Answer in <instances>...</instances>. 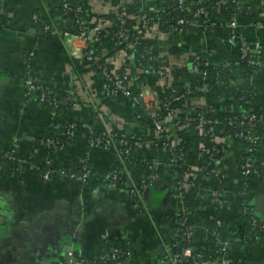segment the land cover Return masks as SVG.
<instances>
[{
    "label": "crops",
    "instance_id": "crops-1",
    "mask_svg": "<svg viewBox=\"0 0 264 264\" xmlns=\"http://www.w3.org/2000/svg\"><path fill=\"white\" fill-rule=\"evenodd\" d=\"M63 1L0 0L3 20L0 28V158L5 156L8 160L0 164V264H60L59 258L71 262L69 258L73 252L77 259L102 262L112 247L124 249V259L120 258L123 264H162L174 242L167 219L174 212L177 196L165 151L140 142L132 153L129 152L130 159L126 161L124 155L117 152L87 145L86 138L81 135L69 143L63 142L60 138L65 136L51 127L52 123L64 126L71 121L103 134L109 130V121L117 120L145 135H154L147 117L140 109L136 110L131 100L106 97L101 74L70 57L60 35L43 29V21L58 31L76 29L71 17L60 15ZM82 1L88 7L86 15L89 17L85 15V18L92 25L98 22L102 12L108 13V8L119 0ZM161 1L148 0L147 5L159 7ZM125 3L130 13L144 5L140 0H126ZM226 10H214L218 27L209 33H200L197 23L193 22L177 37L175 44L161 41L156 42L154 48L163 43L165 51L161 55L168 53L170 62L182 66L185 63L180 58L182 49L209 51V63L224 66L221 77L235 81L230 88L251 99L264 139V0H238L231 16ZM232 18L237 24L235 31L239 43L249 47L257 44L261 50L259 57L251 53L262 67L255 73H245L238 67L237 45L227 42L230 30L227 25ZM102 46L107 51V37ZM206 76L209 77L208 73ZM28 77L37 78L46 86L52 94L51 100L40 103L37 93L26 96ZM158 84L149 82L144 89L150 102L157 99L155 88ZM135 85L133 93L138 95L139 84ZM68 92L74 104L58 107ZM205 102L203 97L191 100L195 105ZM234 114L240 113L234 109ZM176 138L186 145L190 164L184 188L188 192L192 183H197L204 197L203 209H208L213 184L197 172L208 140L195 125L178 130ZM57 143L60 149L54 148ZM242 148V145L229 147L225 155L226 191L222 199L230 203L234 211L243 182L234 169L235 152L241 154ZM84 154L91 168V178L85 184L56 175L49 180L40 178L41 171L47 167L72 171L74 167L70 166V161ZM254 158L256 164L264 168V144L257 149ZM116 167H121L126 181L123 183L119 177L111 187L108 179ZM154 174L155 179L162 181L150 188L140 207H135L129 195L131 185ZM247 185V200L256 218L261 219L264 216V179L252 176ZM147 202L151 203L149 209L144 207ZM232 215L233 212L224 213L222 221L227 224ZM244 224L240 221L238 227L242 229ZM249 235L230 247L232 264H264V230L256 227ZM201 236L202 229L196 228L191 244H197Z\"/></svg>",
    "mask_w": 264,
    "mask_h": 264
},
{
    "label": "built area",
    "instance_id": "built-area-1",
    "mask_svg": "<svg viewBox=\"0 0 264 264\" xmlns=\"http://www.w3.org/2000/svg\"><path fill=\"white\" fill-rule=\"evenodd\" d=\"M80 1V0H79ZM82 1V0H81ZM126 0H119L116 5H112L108 8V12L112 15H117L118 19V30L111 32L110 26L107 24H100L95 22L92 25L85 18L84 12L86 10V4L83 2L82 5L74 6V8L69 4L68 0H64L60 6V15L61 17H71L74 20L76 29L67 30V31H58L54 26L50 25L48 22L43 21V29L46 32L52 34H58L62 38L65 49L68 55L74 59L81 60L84 63L86 68L97 71L101 74L104 85V95L108 98H125L131 100V102L139 108L144 115L147 117L150 126L152 128L153 134L152 138L159 140L161 138V133H164L165 139L168 143H165V146H159V142H156L154 146L167 148L166 151L169 152L170 156L166 159L167 164L171 168V181L173 186L177 190L176 203L174 211L183 215V219L180 222L182 229L178 235V231L173 232V246L176 247L179 244L178 239H182L187 242V245L180 248L178 252L171 251L165 259V262L162 264H232L229 256V249L232 245H237L241 243L246 237L250 236L249 234L253 233V229L257 227V230H264V219L256 218L254 215L249 201L247 200L248 191L244 187L248 184L249 179L253 176L264 179V168L256 164L254 158V152L256 153L257 149L261 145V141L254 143L253 139L255 135L251 132L235 133L234 135L238 138L245 141L241 143L242 152L241 155L245 156V159L241 163L235 162L234 169L241 175L243 182L241 184V191H238L237 197L239 198V203L236 207V211L232 208L230 203L224 201L222 196L224 195V175L227 165L225 163L226 150H221L219 147L221 144L228 145V137H223V135L218 130L219 119L216 118L212 122V126L205 127L207 123V117L209 111H214V108H209L202 110L197 114V122L191 124L190 121H185L183 126L175 121H177L180 113L176 110L167 109L166 114L162 117L158 115L159 111V102L158 99L151 101L146 98L147 93L144 89L147 87L148 79H156L155 83H160L164 80L165 73L171 72L175 65L170 62L168 53H164L162 56L161 52L165 51V46L163 43L156 49L154 44L156 42H166L168 40H177V37L182 33V29L177 28L176 35L170 36L161 33L158 21L163 19L169 23H174L175 25H190L191 23H197L198 30L203 35L209 33L213 29L218 27V23L215 18L212 20L209 18L208 12L204 7L200 5L202 0H173L172 4H176V8L180 11L186 13L185 16L191 17L193 20L190 22V18L186 19L184 17H179L175 19L174 22H171L167 15V8L172 6L168 2L170 0H162L159 7L147 5L148 0H140L142 7L138 11L130 13L126 9ZM130 1H139V0H128ZM238 0H217L215 3V8L213 10H219L221 8L227 9L231 7L232 11L235 8ZM85 5V6H84ZM115 10H118L116 12ZM82 14L78 18H74L73 15ZM34 18H37L34 16ZM135 19L138 21L133 25L127 24V19ZM3 25L2 16L0 13V28ZM229 27V34L227 42L232 46L237 45L235 48L237 56L236 60L242 59L243 57L249 58V64L254 67V73L260 69L261 63L257 58L253 57L251 53H255L257 57L261 54V50L258 45H252L249 47L246 43H239L237 41L236 34V22L230 20L227 25ZM186 27V28H187ZM173 30V28L171 29ZM104 37L108 38L109 42L113 40V54L112 56L108 55V51H105L102 46ZM163 38V39H162ZM103 40V41H102ZM150 44V46L143 47V53L140 55L141 61H136L135 53L138 45L141 44ZM193 52V53H192ZM206 53V59L200 61L199 53ZM180 58L185 61L184 66V76L198 77L204 81L206 76V71L203 69L207 65H210L207 57L210 56V52L206 49L199 50L196 48H187L181 50ZM191 57L193 61L191 60ZM115 59L117 63L115 64ZM109 65L114 66L110 68ZM212 65V64H211ZM227 65V64H226ZM165 72V73H164ZM186 80V78H184ZM183 79V80H184ZM184 80V81H185ZM223 79L217 78L218 83H222ZM135 83L139 84L140 92L138 95H134L133 90ZM219 86V85H218ZM215 88V87H214ZM213 88V89H214ZM203 90V88L201 89ZM37 93V100L40 103L48 102V95L51 94L48 90L43 88L37 78L28 77L25 80V95H33ZM52 95V94H51ZM181 97L178 94H170L171 101L178 100ZM64 101L67 104H74L75 100L70 92L67 95H64ZM183 106H186L184 104ZM211 105H207V108ZM234 111V108H233ZM239 111V110H238ZM240 113V117H243L242 121L238 122V126L253 127L256 122V115ZM238 116V115H235ZM174 127L175 132L169 131V127ZM190 125H195L202 130L203 135L208 140V145L204 147L203 150V165L198 169V174L210 180L213 184V188L210 193L209 208L200 207L199 210L195 213L190 211L192 204L188 207L184 201H186L187 193L184 188V180L186 178L187 172L190 168H185L183 174H179L177 168L179 167L180 153L177 152L175 155V145L179 143L178 138H176V132L183 127H188ZM51 127L53 129H59L61 133L67 139H72L76 136V125L72 122L68 123L65 126L66 130L64 133L62 129L64 126H61L56 123H52ZM167 133V134H166ZM105 134L103 139L96 138L94 145L102 146L105 149H113L114 140L109 134V130ZM54 145L55 149H60L61 145ZM249 144V145H248ZM257 144V145H256ZM253 146V147H252ZM162 148V149H163ZM116 150V149H115ZM122 156V153L119 150H116ZM125 154H128V150L125 151ZM80 169L79 173L66 170H53L50 167H47L45 170L41 171L40 178L42 180H49L53 176L66 177L78 181L82 184H85L87 180L91 178V168L88 165L87 154H84L82 157H79ZM47 165L50 166V162H47ZM151 165H149L150 167ZM55 176V177H56ZM156 175H149L147 178L152 181L155 179ZM119 178L116 170H113L110 179L108 181L111 187L114 185V181ZM184 179V180H183ZM128 184V183H126ZM148 187L146 182L142 180L140 183L131 185L129 190V195L131 198H136L135 207H140V203L143 200L144 189ZM192 195H202V190L200 189L197 183H192L191 185ZM179 200V201H178ZM223 200V201H222ZM151 205L150 202L145 203L147 209ZM180 205V206H179ZM207 210L206 214L203 215L202 212ZM233 212V215L229 218V222L225 224L222 220L224 213ZM201 213V215L199 214ZM244 222L242 229L238 227V222ZM200 224V225H199ZM196 228L202 229V236L199 239L197 244H191L193 239V234ZM247 232H244V231ZM211 235L212 240H208V235ZM227 235L226 236H224ZM177 238V239H176ZM209 243L216 245V256L209 262L203 261V255L200 253V249L204 248ZM124 250V249H123ZM121 247H112L109 255H104L105 264H123L120 260L122 255H125V252ZM75 264H94L86 259H77Z\"/></svg>",
    "mask_w": 264,
    "mask_h": 264
},
{
    "label": "trees",
    "instance_id": "trees-1",
    "mask_svg": "<svg viewBox=\"0 0 264 264\" xmlns=\"http://www.w3.org/2000/svg\"><path fill=\"white\" fill-rule=\"evenodd\" d=\"M216 1L217 0H202L200 2V5L205 8V10L208 12L209 18L212 20L215 17L213 9L215 8ZM68 2L73 8H74V6L83 4V1H81V0L80 1L79 0H68ZM173 2H175V1L170 0L168 2L169 4L172 5L171 7L169 6L167 8L168 19L171 22H174L175 19H177L179 17H184L186 19L190 18V22H191L193 19L191 17L185 16L186 13L184 11H180L179 9H177L176 4H172ZM85 8H86V10L84 12V15H86V12L88 11V7L85 6ZM59 9H60V7H59ZM115 11L118 12V10H115ZM226 13L230 16L232 15L231 7L227 8ZM80 15H82V14H76L73 16H74V18H78ZM86 17H89V16L86 15ZM136 21H138L137 18H135V19L130 18V19H127V24L133 25V24H135ZM98 22L100 24L109 25L110 30H111V32H113V34L119 28L117 15H112L110 12H108V13L102 12L101 15H99ZM158 26H159V29H160L161 33L163 34V36H165V35L166 36L167 35H170V36L176 35V32H174V31H176L177 28H179V29L181 28L184 31L187 27V25L179 26V25H175L174 23L172 24V23H169L167 21H164L163 19H159ZM172 28H173V30H171ZM237 41H239L238 38H237ZM145 46L146 47L150 46V44L148 43L147 45H145V44L138 45L136 53H135L136 61L142 62L140 55L143 53V47H145ZM113 48H114L113 40H111L109 42V47L107 48L109 56H112ZM198 56H199L200 61H203L206 59V53H204V52H200ZM191 60L193 61L192 57H191ZM114 61H115V64L118 62L117 59H115ZM142 63L144 64L145 61ZM237 64H238V67L243 72L248 73V74L254 73V67H252V65L249 64V58L248 57H243L242 59H238ZM181 66L182 65H175L174 69L171 72H166V73L164 72L165 73L164 80L162 82H160L159 83L160 85L158 84V86H156V88H155V91L157 94V99L159 102L158 115L160 117H162L166 114V111L168 108L171 110H176L180 113V115H179L177 121H175V122H177V124L179 123L180 126H183L185 121H187V119H188V121L191 122V124L196 123L198 120L197 114H199V112H201L202 110L214 108V111H209V115L207 117L208 120H207L205 127L208 128V127L212 126V122L216 118L219 119L220 123L218 126V130L223 135V137H228V145L226 146L224 144H221L219 149L227 150L229 147L235 148L237 145H239L241 143H245L244 140H242V139H240L234 135L235 133H240V132H243L244 134L246 132H251L255 135V137L253 139L254 143L257 142V144H258V142L261 141L262 142L261 144H264V139L262 137L263 134L260 132V130L258 128L259 118H258L257 114L252 110L251 99H249L241 91H238L235 88H230L235 83V81L232 79H223V77H221L222 75L220 74V71L224 68V66H220V65L216 66L214 64H212V65L210 64V65H207L206 67H204L203 69L209 75V77H207L204 81H202L200 78L195 77V76L194 77L184 76L185 70ZM109 67L113 68L114 66L111 67V65H109ZM218 77L220 79H223L222 83L217 82ZM184 78H187V81H184L183 80ZM150 80L151 81H149V82H154V83L156 82L155 78L154 79L150 78ZM43 88L46 89V91L48 90V88L46 86H43ZM202 88H203V90H201ZM170 94H174V95L178 94L179 96L181 95V97L178 100L171 101ZM200 97L205 98L206 102L201 103V104H197V105L191 104L192 99H199ZM51 98H52V95L49 94L48 99L51 100ZM184 104H186V106H183ZM207 105H211V106H209L207 108ZM63 106H68V104L65 103V101H63V104H58V107H63ZM233 108L237 109L241 113H243V116L245 114L256 115L257 118H256V122H255L254 126L253 127H247L246 125L238 126L237 125L238 122L242 121L243 117H240V114L238 116H235ZM70 122L71 121H67L64 124V128L62 129L63 133L66 130L65 126L68 125V123H70ZM167 126L169 127L170 132H172V131L175 132L174 127H171L169 125H167ZM75 129H76V136L77 135L84 136L87 140V145H90V144L94 145V141L96 138L97 139L98 138H100V139L105 138L104 137L105 134H102L99 132L95 133L93 130H91L87 127L85 128V127H82L80 125H76ZM109 134L112 136V138L114 140L115 148L108 149V150L111 152H116V150H119L122 153V155H124V157L126 158L125 159L126 161L128 159H130V156H129L130 153L129 152L132 153L134 148L140 142L150 143L151 146L152 145L154 146L156 144V142H159V144H158L159 146H165V143H168V141L164 137L165 132L161 133V138H159V140L157 141V139H154L151 136L143 134L137 128L128 127L125 122H123V123L119 122V121L117 122V120L109 121ZM60 139H61V141L66 142V143H69L71 141V139H67L64 137L60 138ZM49 140H50V138H49ZM55 140H56V142L58 141L57 138H55ZM58 145H60V144H58ZM245 145H246V143H245ZM126 150H128V154H125ZM163 150L165 151V154L168 158L170 156V154L168 151H166L167 148H163ZM174 150H175V152H174L175 155L177 154V152H179L181 155L180 160H179V157L177 154V157L179 160V167L177 168V171L181 175V174H183V170L185 168H188V167L190 168L189 160L186 156V145L179 141V143L177 145H175ZM254 155H255V152H254ZM202 156H203V151H202ZM203 158H204V156H203ZM235 159H236L237 163H241L244 161L245 156H242L239 152L236 151L235 152ZM7 161L8 160L5 156L0 158V164L3 162H7ZM70 164H71L70 166L72 168L74 167V169H73L74 172L79 173L81 171L78 158L70 161ZM147 164L151 165V163H147ZM88 165H89V162H88ZM202 165H203V160L201 161L200 167ZM115 170L118 173V176L122 177V182L126 181V176L122 172L121 167H116ZM109 179H110V177H109ZM109 179H108V181H109ZM260 179H263V178H260ZM143 180L146 182L147 186H149V184L151 183V181L147 177H145V179H143ZM241 187L239 188L238 191H241L240 190ZM146 189H147V187L144 189V191ZM244 189L249 191L248 185H246L244 187ZM131 199H132V202L134 204L136 198H131ZM184 202L187 205V207L190 204H192L190 211H192L191 213L193 214V213L197 212L200 207L204 206V197H203V195H200V196L199 195H192V190L189 189V191L187 193L186 201H184ZM183 217H184L183 215H181L180 213H178L176 211H174L172 214H170L168 216L167 225L171 229L172 234L175 231H178V235L180 234V230L182 229L180 222L182 221ZM207 238L209 241L212 240V237L210 234L208 235ZM178 241H179L178 246L172 247L173 252H178L181 247L187 245V242H185L184 240H182L180 238L178 239ZM216 250H217L216 245H213L212 243H209L204 248L200 249V253L203 255L204 263L211 261L216 256ZM121 257H124V255H122ZM94 264H105V263L103 261L100 262V260H96L94 262Z\"/></svg>",
    "mask_w": 264,
    "mask_h": 264
},
{
    "label": "water",
    "instance_id": "water-1",
    "mask_svg": "<svg viewBox=\"0 0 264 264\" xmlns=\"http://www.w3.org/2000/svg\"><path fill=\"white\" fill-rule=\"evenodd\" d=\"M176 43V41H174V40H168V41H166V44H175ZM137 111H139V108H137L136 109ZM160 181H162L161 179H159V178H156V179H153L152 181H151V183L149 184V186L147 187V189L145 190V192H144V194H143V199H145V201H146V197H147V194L149 193V191H150V188L151 187H153V186H155L156 184H157V182L159 183ZM162 183V182H161ZM149 206V208L151 207V205H148ZM261 219H264V216H262L261 217ZM162 250V249H161ZM158 251H160V248H159V250ZM76 253L75 252H73V253H71V259L69 258V260L71 261V262H66V261H63V259H61V258H59V261H60V264H75V262H76ZM68 260V261H69Z\"/></svg>",
    "mask_w": 264,
    "mask_h": 264
},
{
    "label": "rangeland",
    "instance_id": "rangeland-1",
    "mask_svg": "<svg viewBox=\"0 0 264 264\" xmlns=\"http://www.w3.org/2000/svg\"><path fill=\"white\" fill-rule=\"evenodd\" d=\"M183 48V47H182ZM262 68V67H261ZM149 81H151L150 79H148V81H147V87H148V83H149ZM150 103H152V102H150Z\"/></svg>",
    "mask_w": 264,
    "mask_h": 264
},
{
    "label": "flooded vegetation",
    "instance_id": "flooded-vegetation-1",
    "mask_svg": "<svg viewBox=\"0 0 264 264\" xmlns=\"http://www.w3.org/2000/svg\"><path fill=\"white\" fill-rule=\"evenodd\" d=\"M77 260V259H76Z\"/></svg>",
    "mask_w": 264,
    "mask_h": 264
}]
</instances>
